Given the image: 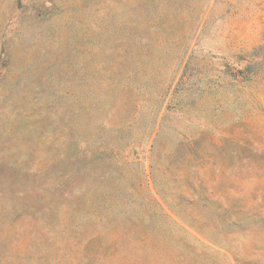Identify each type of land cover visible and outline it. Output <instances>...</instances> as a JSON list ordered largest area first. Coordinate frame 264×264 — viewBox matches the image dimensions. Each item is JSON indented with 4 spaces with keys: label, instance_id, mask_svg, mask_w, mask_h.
<instances>
[{
    "label": "rangeland",
    "instance_id": "obj_1",
    "mask_svg": "<svg viewBox=\"0 0 264 264\" xmlns=\"http://www.w3.org/2000/svg\"><path fill=\"white\" fill-rule=\"evenodd\" d=\"M259 45L264 0H0V264H264ZM168 105L202 148L240 149L225 176L263 219L238 262L156 193Z\"/></svg>",
    "mask_w": 264,
    "mask_h": 264
},
{
    "label": "trees",
    "instance_id": "obj_2",
    "mask_svg": "<svg viewBox=\"0 0 264 264\" xmlns=\"http://www.w3.org/2000/svg\"><path fill=\"white\" fill-rule=\"evenodd\" d=\"M182 84L181 76L177 87ZM174 108L167 106L153 138L150 174L156 193L181 222L222 249V254L231 251L238 262V257L244 255L236 238L246 234V226L263 219L260 210L245 207L235 178L225 176L227 170L234 168L240 149L233 140L215 143L213 151L202 148L204 130L186 134L168 124V112ZM239 264H250V259L244 257Z\"/></svg>",
    "mask_w": 264,
    "mask_h": 264
}]
</instances>
